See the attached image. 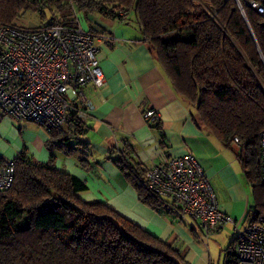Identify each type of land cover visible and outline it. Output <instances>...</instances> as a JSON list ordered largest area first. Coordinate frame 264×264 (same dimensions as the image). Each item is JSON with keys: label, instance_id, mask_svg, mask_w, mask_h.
Listing matches in <instances>:
<instances>
[{"label": "trees", "instance_id": "trees-1", "mask_svg": "<svg viewBox=\"0 0 264 264\" xmlns=\"http://www.w3.org/2000/svg\"><path fill=\"white\" fill-rule=\"evenodd\" d=\"M249 1L0 0V25L15 23L29 4L50 8L49 19L39 25L75 23L77 7L114 19L132 11L143 39L174 87L195 107V122L225 144L238 137L260 154L264 14ZM254 1L264 5V0ZM67 123L79 132L85 127L83 118L71 111L60 127L45 128L50 141ZM62 144L66 153H73L77 143ZM115 145L112 149L119 155L114 162L139 199L174 213L164 197L147 187V168L126 147L123 156ZM14 161V182L0 189V264H188L177 247L104 201L80 197L87 185L57 167L53 153L48 162L35 161L25 152ZM246 174L253 182L255 206L264 211L260 159L247 167ZM230 254L229 264H235L234 253Z\"/></svg>", "mask_w": 264, "mask_h": 264}, {"label": "crops", "instance_id": "crops-1", "mask_svg": "<svg viewBox=\"0 0 264 264\" xmlns=\"http://www.w3.org/2000/svg\"><path fill=\"white\" fill-rule=\"evenodd\" d=\"M79 15L84 29L105 36L97 44L106 81L102 86H86L95 108L83 117L84 130L79 132L67 123L50 141L42 125L17 119L0 108V153L16 158L25 152L39 162H48L53 153L57 167L85 182L87 188L78 194L86 201H104L177 247L188 264H229L237 236L233 223L206 235L196 219L180 218L167 208L155 209L141 201L114 162L119 152L112 148L116 143L126 147L122 139L128 137V152L147 169L155 161L192 152L209 175L220 207L235 218L239 228L248 223L249 210L255 206L246 169L258 163L259 151L234 140L225 144L195 122V107L176 90L130 14L123 19L95 15L91 24ZM147 108L160 111L159 124L144 120ZM62 141L77 143L74 152L66 153Z\"/></svg>", "mask_w": 264, "mask_h": 264}, {"label": "built area", "instance_id": "built-area-1", "mask_svg": "<svg viewBox=\"0 0 264 264\" xmlns=\"http://www.w3.org/2000/svg\"><path fill=\"white\" fill-rule=\"evenodd\" d=\"M249 2L264 14V5ZM74 17L75 23L0 25V108L5 113L51 130L60 127L71 111L83 118L95 108L86 86H102L106 81L97 44L105 36L84 29L78 13ZM143 118L148 124L157 123L161 113L147 108ZM122 141L131 146L128 137ZM234 141L240 142L238 137ZM120 153L125 155L124 147ZM260 165L264 183V129L260 134ZM15 171L14 158L0 153V189L12 186ZM146 185L164 197L178 217L196 219L206 235L233 223L237 228L231 249L235 264H264V211L251 207L248 223L239 228L235 218L220 207L210 177L195 154L188 151L153 162L147 169Z\"/></svg>", "mask_w": 264, "mask_h": 264}, {"label": "rangeland", "instance_id": "rangeland-1", "mask_svg": "<svg viewBox=\"0 0 264 264\" xmlns=\"http://www.w3.org/2000/svg\"><path fill=\"white\" fill-rule=\"evenodd\" d=\"M76 12H78V14L80 13L79 17L83 18V21H86L89 24H91L92 17L95 15L98 17H107L103 13L97 11H91L88 13L86 10L80 9L79 7H77ZM129 14L130 19H134V13L131 11ZM49 15L50 8L48 6L36 9L32 4H29L21 11L20 16L15 21L24 26L36 27L37 25L42 24V22L45 21L44 19H49Z\"/></svg>", "mask_w": 264, "mask_h": 264}]
</instances>
